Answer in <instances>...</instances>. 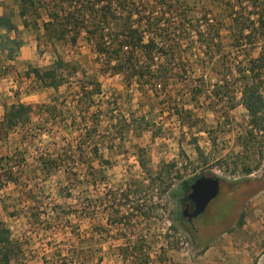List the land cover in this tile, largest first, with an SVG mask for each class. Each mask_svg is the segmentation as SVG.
Wrapping results in <instances>:
<instances>
[{"label":"trees","instance_id":"trees-1","mask_svg":"<svg viewBox=\"0 0 264 264\" xmlns=\"http://www.w3.org/2000/svg\"><path fill=\"white\" fill-rule=\"evenodd\" d=\"M143 1L148 3L139 5L136 0H13L15 5L12 6L0 0V9H3L0 15V79L18 74L17 67L13 63L17 61L25 46V42L20 37L22 31L18 19L21 20L25 30L34 33L38 47L43 45L44 40L52 45L69 40L76 46L85 33L86 39L93 44V51L104 58L101 64L104 76L108 73L122 75L129 86L132 87L135 83L142 91L149 88L155 93H158L155 87L158 81L163 80L162 90L165 91L170 81L169 76L175 75L180 79L189 78L187 74L191 72L195 75V67L199 64L203 69H208L210 66L214 69L215 65L226 67L230 56L223 51L222 27L227 20L230 46L233 49L244 48L248 56H252L253 49L258 47V56L237 67L238 77L235 82L228 80V74L232 71L227 67L225 72L218 73L222 77L223 84L218 82L213 85L211 81H205L203 76L197 77V82L194 81L190 87L189 102L186 104L179 100L175 102L173 110L182 125L191 130L200 119L194 116L193 110L187 108V105L199 106L201 100L211 93L218 103H225L230 111L236 110L239 106L248 111L252 129L246 134L245 140L254 138V128L264 132V0H208L212 5L211 10L202 3L203 0ZM140 7L142 10L139 9ZM211 13L214 14L212 20L208 18V14ZM200 14L201 18L197 23L204 24L205 30L197 32L198 38L195 42L198 44L196 48L198 52L193 54L192 57L195 60L190 63L192 53L184 48V46L192 47L190 44L192 41L189 38L191 33L187 25L194 22L196 16ZM55 55L49 66L39 68L31 65L25 73L28 78L37 82L38 87L52 93L49 103L9 104L4 101V117L0 120V140L7 142L12 135L20 134L23 130L26 131L23 143L27 144L33 140L31 137H38L45 128L54 129L61 125L64 130L72 127L82 132L77 146H71L65 137L61 142H55L53 154H42L35 160L33 171L38 178L35 180L27 178V182L22 180L21 172L25 171L23 170L25 166H30L27 163L28 150L19 149L12 155H2L0 157V190L8 184L28 189L34 181L40 180L45 183L55 174L63 171L70 183L60 186L59 189L64 193L66 200H71L74 199L73 191L77 185L86 183L97 187L94 161L98 160L101 165L111 166L110 160L105 159L101 153V145L107 146L109 151L113 152L117 145L124 142L128 133L142 136L155 128L156 124L154 120L148 119L142 113L131 114L130 120L120 115L117 120L114 115V109L118 107L117 99L113 103H107V110L100 108L93 112V106L98 104L97 99L103 94L98 78L94 77L84 82L83 80L89 78L82 67L67 61L58 52ZM79 74H82L80 79L83 82H80V89L74 91L72 79ZM193 78L196 77L193 76ZM237 85L240 87L239 98L234 88ZM14 94L20 96L19 92ZM161 103L165 104V101L162 100ZM34 118H38L40 123L32 126ZM157 137L159 132L153 133V139ZM198 141V136H192L189 143L194 145L203 163L208 164ZM144 152L141 150L138 154L139 162L144 169L150 171L149 175H152L151 170L147 168L148 162L143 155ZM77 159L87 167L84 179L78 178L74 172V165L78 163ZM222 163L219 162L218 165ZM175 167V163L161 164L160 169L155 172V177L162 179L164 173L171 174ZM244 172L251 175L253 170L246 165ZM70 176H75L73 184H71ZM151 181L153 183L155 180ZM246 182L247 180L237 183L224 182L219 197L211 203L209 210L215 212L219 209H230L231 211L234 206L232 197L241 191ZM35 189L43 193L44 187L36 184ZM28 193L30 199L34 201L35 190L32 188ZM49 195L52 200L50 204L36 201L37 204L28 208V220L32 228L40 227V230H44L52 238L54 229L63 230L71 225L70 217L77 212V209L69 204H58L53 193ZM111 195L113 200L108 206L111 209L107 220L108 225L123 223L128 225L130 217L122 212L123 202L129 199L127 192L112 191L109 194L112 198ZM223 197H227L228 202L220 203ZM4 209L11 218L20 216L17 206L8 207L5 203ZM87 210L88 206H85L80 214L89 213L90 219L95 223L94 232L108 234L109 231L102 227V224L97 223L96 213H90ZM139 210L141 217L150 223L151 210L147 209L146 212ZM246 221L247 213L242 212L238 221L232 227L223 229L222 233L243 231ZM206 225H213L209 218ZM143 233L144 231L138 234V241L134 247L137 253L134 264H148V255L143 252V248L147 246ZM96 238L93 233L88 240L81 239L84 243L87 241L90 243V248L85 249L87 252L82 251L86 259L80 255L79 251L73 253L70 260L67 256L60 254L57 257L59 261L50 260L44 253L43 263L73 264L75 261L78 264H85L86 260L95 258L91 243ZM191 238L194 249L200 253L207 249L212 239L207 237L198 240L192 236ZM24 239L15 237L13 229L5 221L0 222V264H28L26 250L30 242L28 243V238L26 241ZM48 245L52 246L51 242ZM118 251L123 256L131 253L128 246L120 247ZM97 261L101 264L103 259L98 258Z\"/></svg>","mask_w":264,"mask_h":264},{"label":"rangeland","instance_id":"rangeland-1","mask_svg":"<svg viewBox=\"0 0 264 264\" xmlns=\"http://www.w3.org/2000/svg\"><path fill=\"white\" fill-rule=\"evenodd\" d=\"M2 1L12 6L15 5L13 0ZM136 2L139 5L148 3L143 0H136ZM202 3L208 10H211L212 5L208 0H203ZM116 7L114 6V8ZM139 9L142 10L141 7ZM2 13L3 9H0V14ZM208 15L210 20L214 18V14ZM200 18L201 14L196 16L194 22L187 25L188 31L191 33L189 38L192 41L190 42L192 47L184 46V48L189 49L188 52L192 53L190 63L195 60L192 57L193 54L198 52L196 50L198 44L195 42L198 38L197 32L205 30L204 24L197 23ZM18 22L22 31L20 37L25 42V46L17 61L13 63L17 67L18 74L11 75L7 79H0V119L3 118V101L9 104L16 102L49 103L52 93L38 87L37 82L28 78L25 73L31 65L39 68L49 66L56 57L55 53L58 52L67 61L83 68L82 70L88 74L89 78L83 80L84 82H88L94 77L98 78L103 94L97 99L98 104L93 106V112L100 108L107 110V103H113L117 99L118 107L113 108L117 120L120 115L130 120L131 114L140 115L142 113L148 119L154 120L156 124L155 128L142 136L128 133L124 142L117 145L113 152H110L107 146L101 145V153L105 159L110 160L111 166L101 165L98 160L94 161L93 167L97 171V187L89 186L86 183L77 185L73 191L74 199L66 200L64 193L59 189L60 186L70 183L63 171L55 174L52 179L45 183L40 182V180L34 181L28 189L13 184L1 187L0 222L5 221L13 229L15 237L25 238V241L28 238L27 241L30 242L26 250L28 264H44L42 259L44 253L49 256L50 260L56 261L57 259L59 261L60 259L57 257L60 254L67 256L70 260L73 253L79 251L81 253L79 254L86 259V255L82 254V251L87 252L85 249L90 248V243L88 241L84 243L81 239L86 238L88 240L93 233L97 237L91 243L95 258L90 261L86 260L85 264H100L97 261L98 258L103 259L101 264H134V260H136L134 247L138 241V234L145 230L149 231L146 245L149 253L156 257V264L168 261L172 263L174 258L192 259L197 255V252L193 247L190 234L181 226L179 216L183 208L182 205L191 193L192 184L202 176H216L222 184L247 180L241 191L232 197L235 212L231 224L225 229L232 227L238 221L241 213L246 212L247 227L245 231H236L235 235L244 236L248 233L251 238H258L255 247L248 246V248L252 249V252H255L262 259L261 264H264V191L258 194L260 187L258 186V178L264 174V132L254 128V138L245 140L246 134L250 133L252 129L248 111L242 106L230 111L225 103H218L211 93L201 100L199 106L187 105V108L193 110L194 116L200 119L191 130L182 125L173 110L175 102L179 100L186 102V104L189 102L190 87L194 81L197 82V77L203 76L205 81H211L213 85L218 82L223 84L222 77L218 73L225 72L227 67L232 71L228 74V80L235 82L238 77L237 67L245 64L249 59L257 57L258 47L253 49L252 56H248L244 48L233 49L230 46L227 30L228 21L226 20L222 27L223 51L230 56L227 59L226 67L222 68L221 65H215L214 69L213 66L203 69L199 64L195 67V75H192L191 72L187 74L190 76L189 78L180 79L175 75H173L174 77L169 76L170 81L165 91L162 90L163 80L158 81L155 83L158 93H155L149 88L142 91L135 83L132 87L129 86L122 75L108 73L104 76L101 71L104 58L93 51V44L86 39L85 33L80 37L76 46L72 45L69 40L53 45L44 40L43 45L38 47L34 33L25 30L20 19ZM178 72L180 71L178 70ZM80 78H82V74L72 79L74 91L80 89V82H83ZM234 88L239 98V85ZM14 92H19L20 96H16ZM162 100L165 101V104L161 103ZM39 123V119L34 118L32 126ZM60 126L58 125L54 129L45 128L38 137H31L33 140L27 144L23 143L26 136V131L23 130L20 134L12 135L7 142L0 140V157L7 154L12 155L19 149H27V163L30 168L27 166L23 168L25 171L21 172L23 174L22 180L24 182H27V178L35 180L38 178V175L33 171L36 158L42 154H53L55 142H61L65 137L71 146H77V141L82 132L72 127L64 130V127ZM155 132H159V137L153 139ZM192 136H198V145L207 158L208 164L203 163L194 145L189 143ZM141 150L145 151L143 155L147 159V168L151 170L152 175H149L150 171L144 169L139 162L138 154ZM77 162V165H74V172L78 178L84 179L87 167L78 159ZM219 162L223 163L218 165ZM172 163H175L176 167L171 174L164 173L162 179L155 177V172L160 169L161 164ZM246 165L252 168L253 173L251 175L244 172ZM70 177L71 184H73V177L75 176ZM150 178L155 181L152 183ZM36 184L44 187L43 193H40L39 189H35ZM32 188L36 195L34 201L30 199L28 193ZM112 191L114 193L125 191L128 194L129 199L126 202L122 201L124 203L122 212L130 217L128 225L125 223L108 225L107 220L111 213L108 206L112 204L111 200H113V196L111 195V198L109 194ZM49 193H53L58 204H69L77 209V212L74 213L76 215L73 214L70 217L71 225L63 230L58 229L56 231L54 229V233L51 232L54 234L52 238L44 230H40V227L32 228L28 220V208L31 205L37 204V202H46V204L52 202ZM225 202H228L227 197L220 200L222 204ZM5 203L8 207L13 206L15 208L17 206L20 210V216L11 218L4 209ZM85 206H88L87 212L96 213L97 223L102 224V227L109 231L108 234L94 232L95 223L90 219L89 213L80 214ZM133 208L134 211L132 212L131 209ZM139 209L144 212L147 209L151 210L152 219L150 223L142 224L139 220L142 218ZM169 227L175 231L173 235L169 233ZM181 238L190 243L189 255H185L181 251ZM49 242L52 246L48 245ZM243 242L241 241V244ZM161 244L166 245V247L159 249ZM125 246H128L131 252L128 256L120 255L118 251L120 247ZM158 250L161 251L160 255L155 253ZM73 264L78 263L74 261Z\"/></svg>","mask_w":264,"mask_h":264},{"label":"crops","instance_id":"crops-1","mask_svg":"<svg viewBox=\"0 0 264 264\" xmlns=\"http://www.w3.org/2000/svg\"><path fill=\"white\" fill-rule=\"evenodd\" d=\"M4 111L5 108L3 117ZM246 227L245 225L243 231H245ZM241 241H244L243 244H241ZM257 243L258 238L253 239L248 236V233L244 236L235 235V233H222L215 235V237L212 236L204 252L200 253L195 249L197 255L192 259L174 258L172 263L168 261L159 264H261L262 259L255 252H252V249L248 248V246L255 247Z\"/></svg>","mask_w":264,"mask_h":264},{"label":"flooded vegetation","instance_id":"flooded-vegetation-1","mask_svg":"<svg viewBox=\"0 0 264 264\" xmlns=\"http://www.w3.org/2000/svg\"><path fill=\"white\" fill-rule=\"evenodd\" d=\"M258 186H260L258 189V194H260L264 191L263 188L264 174H261L259 176ZM221 187H222V183H221ZM210 205L208 206V208L205 210L204 213L200 214L197 217L192 216V214L195 212L196 206L195 203L189 199V196L187 201L184 203V205H182L183 208L181 209L180 212L179 221L181 222L182 226L186 228L187 232H189V234L195 239L197 238L199 240V239L222 234L221 233L222 230L225 229L228 225H230L233 220L232 218L235 212L234 208H232L231 211L230 209H223V210L219 209L215 212H212L209 210ZM186 210L188 211L185 213ZM208 218L213 225L210 226L206 225V221Z\"/></svg>","mask_w":264,"mask_h":264},{"label":"water","instance_id":"water-1","mask_svg":"<svg viewBox=\"0 0 264 264\" xmlns=\"http://www.w3.org/2000/svg\"><path fill=\"white\" fill-rule=\"evenodd\" d=\"M221 189V180L216 177L202 176L191 186L189 199L195 203L196 209L192 216L204 213L211 202L217 199ZM188 210L185 211V213Z\"/></svg>","mask_w":264,"mask_h":264},{"label":"built area","instance_id":"built-area-1","mask_svg":"<svg viewBox=\"0 0 264 264\" xmlns=\"http://www.w3.org/2000/svg\"><path fill=\"white\" fill-rule=\"evenodd\" d=\"M131 211L133 212V211H134V208L131 209ZM135 213H137V212H135ZM139 220L142 222L143 225H145V224L147 223V221H146L143 217H142L141 219H139ZM170 227H171V226H170ZM170 227H169V229H170V230H169V233L173 235V234L175 233V231H174L172 228H170ZM143 235H144L145 238H147V237L149 236V235H148V231L145 230L144 233H143ZM180 245H181V251H182L185 255H189V252H190V243H189L188 241H186L184 238H181V243H180ZM162 247L165 248L166 245L161 244V245L159 246V249H161ZM143 252H144L145 254L148 255V264H156L157 259H155L156 257L149 253L147 246L143 248ZM155 253H156L157 255H160V254H161V251L158 250V251L155 252ZM135 256H137V253H135Z\"/></svg>","mask_w":264,"mask_h":264}]
</instances>
